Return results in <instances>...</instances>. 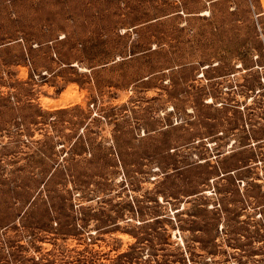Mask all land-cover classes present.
<instances>
[{
  "label": "rangeland",
  "instance_id": "1",
  "mask_svg": "<svg viewBox=\"0 0 264 264\" xmlns=\"http://www.w3.org/2000/svg\"><path fill=\"white\" fill-rule=\"evenodd\" d=\"M0 264H264V0H0Z\"/></svg>",
  "mask_w": 264,
  "mask_h": 264
},
{
  "label": "water",
  "instance_id": "2",
  "mask_svg": "<svg viewBox=\"0 0 264 264\" xmlns=\"http://www.w3.org/2000/svg\"><path fill=\"white\" fill-rule=\"evenodd\" d=\"M72 65H75V64H72Z\"/></svg>",
  "mask_w": 264,
  "mask_h": 264
}]
</instances>
